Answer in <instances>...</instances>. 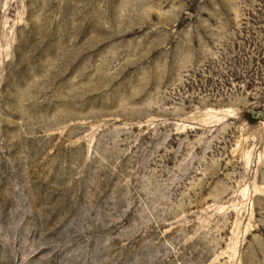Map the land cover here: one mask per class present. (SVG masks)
Masks as SVG:
<instances>
[{
	"label": "rangeland",
	"instance_id": "obj_1",
	"mask_svg": "<svg viewBox=\"0 0 264 264\" xmlns=\"http://www.w3.org/2000/svg\"><path fill=\"white\" fill-rule=\"evenodd\" d=\"M0 264H264V0H0Z\"/></svg>",
	"mask_w": 264,
	"mask_h": 264
}]
</instances>
